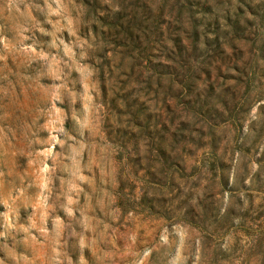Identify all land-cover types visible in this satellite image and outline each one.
<instances>
[{
  "label": "rangeland",
  "instance_id": "374dc122",
  "mask_svg": "<svg viewBox=\"0 0 264 264\" xmlns=\"http://www.w3.org/2000/svg\"><path fill=\"white\" fill-rule=\"evenodd\" d=\"M240 1L0 0V264H264V0Z\"/></svg>",
  "mask_w": 264,
  "mask_h": 264
},
{
  "label": "trees",
  "instance_id": "16d2710c",
  "mask_svg": "<svg viewBox=\"0 0 264 264\" xmlns=\"http://www.w3.org/2000/svg\"><path fill=\"white\" fill-rule=\"evenodd\" d=\"M241 3H245V1H240ZM258 4H260V5H262V6H264V1H262V2H260V3H258ZM239 9L240 8H238L237 10H236V17L235 18H233V20L231 21V16H229V13H228V10H225L224 12H223V14L220 16L221 17V19L222 20H224V21H226V22H228L229 24H230V26H231V28H232V31H229V30H223L222 31V36L223 37H226L229 33L230 34H232V32H233V34L236 36V35H238L239 33H238V31H237V29H234V26L236 25V23H237V16L239 15V13L241 12H239ZM234 25V26H233ZM204 41H205V44H207L208 43V41L206 40V37H204V39H203ZM216 40H218V37L216 36ZM230 41L232 40V36H231V38L229 39ZM233 49V48H232ZM261 54H262V51H260L259 52V57H261ZM236 63H237V56H235L234 57V63H233V65H232V67H233V69H235L236 71H237V75H239L240 76V78H241V83L244 85V87L245 88H247L250 84H252L253 83V78L252 77H250V75L248 74V70H250V69H253L252 68V66H253V59H250V61H243L242 62V68L241 67H236ZM246 65H248V68L247 69H245V66ZM167 68V66H163V71L165 72V73H168V70L166 69ZM239 68H241L242 70H239ZM178 83L180 84V85H182L183 87H185V86H188V83H187V81H185V80H183V79H180L179 81H178ZM246 91H243V92H241L240 93V95L238 96V101L237 102H241L242 104L241 105H243V104H245L247 101H248V95H246V93H245ZM262 93H257V98L258 97H261L262 95H261Z\"/></svg>",
  "mask_w": 264,
  "mask_h": 264
}]
</instances>
